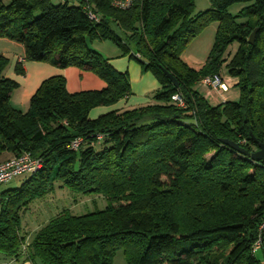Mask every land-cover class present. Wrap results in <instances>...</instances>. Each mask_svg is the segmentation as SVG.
<instances>
[{"label": "trees", "instance_id": "1", "mask_svg": "<svg viewBox=\"0 0 264 264\" xmlns=\"http://www.w3.org/2000/svg\"><path fill=\"white\" fill-rule=\"evenodd\" d=\"M208 1L194 14L195 0H135L126 9L88 0L94 21L82 0H0V38L19 44L24 59L92 71L106 84L69 93L65 78L53 75L22 112L10 104L17 83L0 55V155L29 152L41 162L19 187L0 192V253L32 264H112L118 252L126 264H264V161L250 157L264 144V0ZM213 21V47L193 68L181 53ZM94 40L111 41L156 77L155 103L88 117L131 93L127 72L92 48ZM222 69L238 99L211 104L199 82ZM175 92L185 108L170 100ZM77 137L83 144L68 148ZM55 183L72 199L101 196L104 207L64 206L26 244L22 212Z\"/></svg>", "mask_w": 264, "mask_h": 264}, {"label": "crops", "instance_id": "2", "mask_svg": "<svg viewBox=\"0 0 264 264\" xmlns=\"http://www.w3.org/2000/svg\"><path fill=\"white\" fill-rule=\"evenodd\" d=\"M91 47L106 57L116 71L127 72L131 93L128 97L120 99L110 106L92 108L88 114L89 118L94 119L110 111L130 110L155 103L153 96L156 91L161 89V85L151 72L142 69L140 63L134 57L129 54L123 55L113 43L107 45L104 42L94 40L91 43ZM0 55L8 59L4 75L17 83V87L11 92L10 104L13 108L22 112L27 111L30 98L36 92L41 82L53 75H62L65 78L66 90L69 93L100 90L106 85L104 80L92 71L82 70L75 66L58 68L48 62L26 60L24 59L23 48L19 44L5 38H0ZM17 63L20 64L22 73L16 71L15 66ZM222 75L224 83L228 84L231 82V85L223 93L220 91L218 93L220 95L216 96V100H209L211 104L229 100L239 95L238 88L235 86V79L230 77L226 72ZM5 156L10 155L6 154ZM66 203L68 204V201ZM67 207L70 209V206ZM37 229L38 227L29 229L28 232L22 224V233H25L26 244L29 243ZM0 264H32V262L27 260L22 254L18 257H9L0 253Z\"/></svg>", "mask_w": 264, "mask_h": 264}, {"label": "rangeland", "instance_id": "3", "mask_svg": "<svg viewBox=\"0 0 264 264\" xmlns=\"http://www.w3.org/2000/svg\"><path fill=\"white\" fill-rule=\"evenodd\" d=\"M53 3H58L60 0H51ZM75 3V2H74ZM73 2H70V4H74ZM243 4L237 3L233 4L228 8V11L235 15L238 13V11L241 9ZM210 7V3L208 0H195L194 3V10L193 13L197 14L199 12H203L207 10ZM218 23L216 21L210 22L207 24L197 35H195L191 40L187 43L185 48L183 49L181 53V59L187 63L189 66L199 69L202 67V65L205 63L208 54L210 53L215 39V34L217 31ZM101 42H104L105 44H111L112 42L109 40H103ZM236 43L230 44L226 52L224 54V57H226L229 53H233L236 49ZM20 63V61H18ZM223 73H225V70L222 69L221 71V78L224 82ZM227 89L229 88V85H231V82L228 84H225ZM220 91L223 93L226 90H215L210 91L208 93V96H206L207 92L202 91L204 94L203 96L209 101L216 100V96L220 95ZM15 98V97H14ZM238 97H233L229 100H237ZM14 100V99H13ZM6 154L3 153L0 155V162L11 158L12 156H5ZM28 178V174H21L10 181L3 183L0 185V192L6 189L19 187L21 183ZM55 189L53 192H49L45 195V197L36 199L32 201L28 208L25 209L22 212V224L26 228V230L29 229H35V227H40L43 225V223L46 222V220L58 212L62 207L64 206H70V209L75 213H81L85 212L87 210L93 209L95 206H98V208L104 207V199L101 196H82L77 195L74 199L67 195L66 191L59 186V183L54 184ZM65 199V200H64ZM68 201V204L66 203ZM256 256L261 261L263 260L262 254L260 253V250L256 252ZM126 264L124 257L121 252H118L112 264Z\"/></svg>", "mask_w": 264, "mask_h": 264}, {"label": "built area", "instance_id": "4", "mask_svg": "<svg viewBox=\"0 0 264 264\" xmlns=\"http://www.w3.org/2000/svg\"><path fill=\"white\" fill-rule=\"evenodd\" d=\"M135 0H112V5L118 9H126L130 7ZM84 3V8L87 10V14L90 19L97 21L98 18L94 12L90 9V3L88 0H82ZM227 87L225 83L222 81V78L218 75H214L212 77H205L199 82V90L206 91L208 96V93L210 91L215 90H226ZM203 93V92H202ZM204 94V93H203ZM170 100L175 104V106L179 108H185L186 107V100L184 97L178 93L175 92L171 95ZM98 139L100 136L97 137ZM84 140L81 137H77L73 141H71L67 147L71 149H78L82 144ZM41 167V162L37 158L33 157L29 152H23L18 156L11 157L9 159H6L2 162H0V185L3 183H6L10 181L11 179L21 175V174H31L35 172L37 169ZM1 205V201H0ZM259 231H264V220L260 224ZM260 240L261 238L258 237L256 242L253 245L252 250H255L260 246Z\"/></svg>", "mask_w": 264, "mask_h": 264}, {"label": "water", "instance_id": "5", "mask_svg": "<svg viewBox=\"0 0 264 264\" xmlns=\"http://www.w3.org/2000/svg\"><path fill=\"white\" fill-rule=\"evenodd\" d=\"M254 32L255 30L250 34L249 36V42H253V37H254ZM164 74L170 79L171 83L175 86V87H178V82L176 81V79L174 78V76L166 71V70H163ZM74 135H76V133H74ZM227 144H229L230 146H233L234 148H238L236 144L230 142V141H225ZM258 144V150L251 153L250 154V157L254 160H260V161H264V144L263 143H260V142H257ZM242 151V150H241ZM245 154H247L246 151H244Z\"/></svg>", "mask_w": 264, "mask_h": 264}]
</instances>
